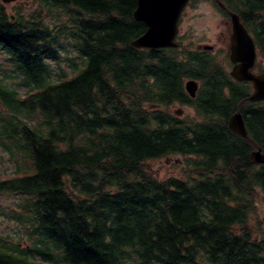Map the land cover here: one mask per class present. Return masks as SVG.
Here are the masks:
<instances>
[{"label":"trees","instance_id":"1","mask_svg":"<svg viewBox=\"0 0 264 264\" xmlns=\"http://www.w3.org/2000/svg\"><path fill=\"white\" fill-rule=\"evenodd\" d=\"M31 1L37 8L16 9L14 22L0 2V52L14 74L0 68V150L24 161L0 178V195L20 198L0 214L21 231L15 241L0 236V264H264L262 221L250 225L264 165L229 128L240 110L264 152V102L239 109L251 84L233 80L212 52L182 48L179 36L177 49L134 48L147 31L133 16L137 0ZM220 1L252 35L264 73V0ZM67 43L83 61L52 81ZM188 80L199 83L194 99ZM174 105L195 116H174ZM173 156L184 158L181 177L147 167Z\"/></svg>","mask_w":264,"mask_h":264},{"label":"rangeland","instance_id":"2","mask_svg":"<svg viewBox=\"0 0 264 264\" xmlns=\"http://www.w3.org/2000/svg\"><path fill=\"white\" fill-rule=\"evenodd\" d=\"M7 11L9 14H14L16 9H20L24 14H28L35 10L37 6L31 0H18L17 2L7 5ZM68 21L67 16H63L60 20L53 19L47 20L52 28L60 26ZM232 34L231 23L213 4L207 0L191 1L188 7L185 9L180 25H179V42L182 48L188 50H202L205 46L213 47L212 54L216 57L218 62L229 73L232 69L230 62V37ZM67 43V52L62 54V61L60 63V69L53 76L52 81L59 80V72L64 71L66 77H71L75 73V68L71 65V59L81 65L82 59L78 56L75 49ZM258 62H261L258 59ZM264 67V63L262 62ZM0 68H2L1 77L5 75L14 76L12 74L11 65L7 62L6 57L0 52ZM255 72H260L259 69H255ZM10 89H15L20 95L26 94V89L21 87L16 78H9L4 83ZM149 109H159L157 106L148 107ZM170 112L181 119H185L188 116H195V111L187 106L174 105L170 107ZM180 112L181 115H178ZM184 158L181 156H173L168 158H162L156 161L148 162L147 167L160 179H167L169 177H181L183 172L187 169L184 166ZM19 161V162H18ZM23 158L12 157L11 154L0 150V178H13L16 176L19 166H23ZM20 198L11 194L0 195V209H4L6 213L11 214L13 210L17 208V203ZM258 215L252 217L250 225L252 228L255 225L254 219L259 218L262 221L264 227V197L261 195L257 203ZM21 233L20 228L12 220L0 214V236L6 239L10 238L12 241L18 240L17 236ZM21 245L26 246L24 241H21Z\"/></svg>","mask_w":264,"mask_h":264},{"label":"water","instance_id":"3","mask_svg":"<svg viewBox=\"0 0 264 264\" xmlns=\"http://www.w3.org/2000/svg\"><path fill=\"white\" fill-rule=\"evenodd\" d=\"M9 5L17 0H0ZM190 0H137V8L134 19L142 22L147 31L134 40L131 44L136 49L159 50L177 49L179 44L176 38L179 34V22ZM218 5L228 13L232 26L230 38V59L234 65L230 76L239 83L248 82L252 85L251 95L240 103L239 109L245 103L264 102V73H255L254 69L258 59V50L252 35L242 23L237 13L230 11L220 0ZM11 20L15 17L11 15ZM203 50L212 51L213 47L205 46ZM186 92L191 98H196L199 84L195 80H189L185 84ZM181 115L180 112H177ZM230 130L238 137L250 142L255 150L250 154L253 165H264V152L249 138L245 121L240 110L229 120Z\"/></svg>","mask_w":264,"mask_h":264}]
</instances>
